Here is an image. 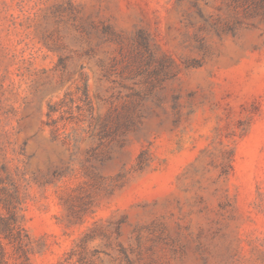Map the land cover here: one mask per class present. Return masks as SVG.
<instances>
[{"label": "rangeland", "instance_id": "374dc122", "mask_svg": "<svg viewBox=\"0 0 264 264\" xmlns=\"http://www.w3.org/2000/svg\"><path fill=\"white\" fill-rule=\"evenodd\" d=\"M0 264H264V0H0Z\"/></svg>", "mask_w": 264, "mask_h": 264}]
</instances>
